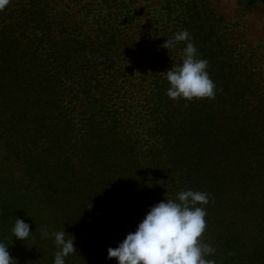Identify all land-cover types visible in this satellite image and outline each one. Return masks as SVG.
Segmentation results:
<instances>
[{"label":"trees","instance_id":"trees-1","mask_svg":"<svg viewBox=\"0 0 264 264\" xmlns=\"http://www.w3.org/2000/svg\"><path fill=\"white\" fill-rule=\"evenodd\" d=\"M260 0H249L257 5ZM212 0H10L0 11V242L12 264L107 258L150 207L210 194L211 264H264V42L242 53ZM187 30L214 99L171 100ZM236 40V39H235ZM30 225L12 238L16 219Z\"/></svg>","mask_w":264,"mask_h":264},{"label":"clouds","instance_id":"clouds-1","mask_svg":"<svg viewBox=\"0 0 264 264\" xmlns=\"http://www.w3.org/2000/svg\"><path fill=\"white\" fill-rule=\"evenodd\" d=\"M10 0H0V11ZM184 43L183 59L166 71L169 83L167 96L171 100L214 99L216 85L208 72V61L198 57V50L187 30L167 38L162 47L169 50ZM209 195L188 189L150 207L135 231L129 232L117 247H109L107 258L117 264H211L205 257L215 249L200 238L206 229V205ZM12 238L26 241L31 235L30 225L17 218L12 228ZM57 249L54 264H66V259L77 252L74 239L66 237L65 230L49 233ZM8 246L0 242V264H12Z\"/></svg>","mask_w":264,"mask_h":264},{"label":"rangeland","instance_id":"rangeland-1","mask_svg":"<svg viewBox=\"0 0 264 264\" xmlns=\"http://www.w3.org/2000/svg\"><path fill=\"white\" fill-rule=\"evenodd\" d=\"M249 0H212L219 14L223 15L230 29L229 37L235 43L244 41L242 53L246 51L259 52V44L264 42V0L256 3L259 6L248 4ZM236 39V40H235Z\"/></svg>","mask_w":264,"mask_h":264}]
</instances>
